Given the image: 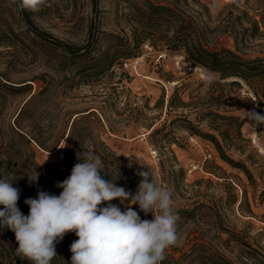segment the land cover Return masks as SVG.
<instances>
[{
    "label": "rangeland",
    "instance_id": "1",
    "mask_svg": "<svg viewBox=\"0 0 264 264\" xmlns=\"http://www.w3.org/2000/svg\"><path fill=\"white\" fill-rule=\"evenodd\" d=\"M234 2L42 0L37 9L29 10L19 8V0H0V152L9 149L12 162L21 167L24 162H29L24 158L30 149L34 152L33 163L44 170L62 160L72 120L90 110L94 117L80 120L77 126L84 127L89 133L84 146H94L101 140L128 167L144 162L154 169L157 177L160 156L169 148L183 169L184 182L188 186L184 197H174L173 205L183 208L206 205V214L198 222L182 224L179 219V241L167 249L171 253L173 248H178L176 258L204 236L207 244L236 261L235 243L227 242V249H224L218 237L226 239L228 235L216 233L213 224L236 234L264 254V202L260 201V193L264 190V152L259 153L251 143V139H256V143L264 148V124H256L245 117V112L251 111L264 115V102L258 104L248 87L236 79L220 80L217 74L205 70L202 78L197 73L175 69L171 58L177 54L185 56L183 50H174L169 41L179 32L177 25L148 26L140 14L149 3L170 5L172 11L183 9L190 15L199 10L210 26L204 33L209 49L234 51L233 40L228 34L211 30L224 15L226 7ZM197 6L206 7L208 14ZM21 11L27 17H22ZM256 14L248 12L250 17ZM24 18L40 32L72 47L84 46L91 36L92 47L80 58L63 57L36 39ZM141 37L145 40L137 47ZM127 49L136 57L120 59L108 72L97 74L94 60L100 53L107 52L110 56ZM259 52L262 51L255 48L244 54L246 58H264V53ZM160 53L166 57L158 60ZM209 75L213 77L210 85L206 83ZM233 81L239 82L238 85H232ZM5 84H29V93L34 95L17 123L14 118L27 100L28 91L9 93ZM254 86L258 88L262 84L257 82ZM172 97L174 107L168 109ZM178 99L185 106L180 107ZM207 112L244 120L240 128L244 142L236 140L233 121L218 120L209 115L205 118ZM182 116L194 129L213 135L223 153L242 163L251 179L222 162L210 142L177 121ZM216 123L222 124L224 130L229 127L223 139L209 129ZM153 130H159V133L151 139L149 133ZM18 131L29 141L28 145L14 133ZM150 151H155V158L150 157ZM21 169L28 188V176L33 173L24 167ZM223 177L240 190L239 193L233 185L237 197L233 205H227L226 191L218 186L223 183ZM206 180L211 184L204 182ZM127 207L122 206L121 211ZM152 219L151 213L149 220ZM64 238L65 246L69 247L72 243L70 232Z\"/></svg>",
    "mask_w": 264,
    "mask_h": 264
},
{
    "label": "trees",
    "instance_id": "2",
    "mask_svg": "<svg viewBox=\"0 0 264 264\" xmlns=\"http://www.w3.org/2000/svg\"><path fill=\"white\" fill-rule=\"evenodd\" d=\"M234 1L233 4L226 7V11L222 18L217 22V25L211 29L219 34H228L233 40L234 51L228 49L213 51L209 49V44L204 39V33L210 29V26H208L207 21L203 18L201 15L202 13H200L199 10H195L194 15H190L183 9L172 11L170 5L160 6L149 3L144 10H140V14L145 25L148 26H160L162 23L168 25L166 27H169L171 23L177 25L179 32L169 40L173 45L174 50H183L189 61L206 72L217 74L220 80L236 79L243 82L251 91L258 104H262V102H264V58H246L244 53L255 48L262 51L259 52V54L264 53V0ZM197 7L208 14L206 7ZM249 11L258 14L250 17L248 15ZM21 15L22 17H27L23 11H21ZM24 19L36 39L40 40L48 47H51L53 50L57 51V54L63 57L71 60L74 58H80L86 55L92 47L91 36H89V40L84 46L80 48L72 47L53 38L49 34L40 32L33 26L28 18ZM144 40V37L138 38L137 47L142 45ZM132 57L136 56L135 54H132L129 49L116 51L110 56H108L107 52H102L100 53V56L94 60L98 67L97 74L101 75L108 72L120 59H129ZM257 82H260L262 86L256 88L254 85ZM238 83L239 82L237 81L231 82L232 85H238ZM28 85L29 84L20 86L6 85L9 93L28 91L27 100L17 112L14 118V123H17L20 116L25 112L26 106L29 105L34 98V95L29 93L30 86ZM43 90H45V88L40 92ZM177 104L180 107L185 106L184 102L179 99L177 100ZM167 107L168 109L174 107L173 97L170 98ZM208 115L218 120L233 121L235 123L234 128L237 132L235 137L236 140L244 142V139L240 134V128L244 124V120H239L238 117H225L213 112H207L205 118ZM90 117H94V113L87 110L81 118L72 120L69 132L66 136L62 160L51 164L44 170H40L35 166L33 163L34 152L30 149L27 151V158H24L29 160V162L25 160V164H21V167L16 164V162H12L13 156L9 149L1 150L0 179L8 177L10 173L16 174L17 180L13 183V187H18L21 190L17 203L19 209L24 215L29 214V206L24 203L25 199L36 198L38 191H47L59 196L62 189L56 187L57 182H61L68 178L73 166L76 163L82 162L78 159V154L88 151L94 152L102 158L105 165L104 169L100 171L102 178L105 180L116 179L115 182L118 186L124 187L132 194L136 193L141 180L138 173L141 171H148L156 181L172 192V199H174V197H184V194L187 193L186 189L188 187L184 182L185 173L178 165L177 159L172 150L167 148L166 153L160 156V170L158 177L156 176L154 169L144 162L128 167L126 163L118 158L115 153L110 151L101 140H98L94 146H84L83 143L88 139L89 133L84 127L78 128L77 126L80 120H85ZM177 121L185 123L188 131L210 142L222 162L232 168L239 169L246 175V177H248V179H251L250 174L242 163L233 161L223 153L221 146L213 135L202 133L201 131L194 129L191 123L183 116L178 117ZM228 128L229 127H226L224 130L222 124L219 123L209 126V129L216 132L222 139L223 134ZM14 133L17 134L20 139H23L25 144H29V141L24 138L20 131ZM158 133L159 130L151 131L149 133V138H154ZM38 146L43 149L41 145L38 144ZM22 167L32 172L33 176L36 172L39 173L38 181L31 183L28 188L23 180ZM117 173L119 174L118 178ZM223 179V183L218 184V186L226 191L227 205H233L237 202L233 184L232 182L228 183L226 178L223 177ZM204 182L211 184L209 180ZM194 193L197 194L196 191ZM260 195V201L264 202V190L261 191ZM108 203L116 204L120 208L122 206H129L127 201L121 203L117 199L111 202H103L99 207H106ZM239 206H241V202ZM131 207L138 212L142 220H149L151 213L145 216V214L140 211L138 205H131ZM173 208L179 215L182 224H194L199 221V218H201L202 215L206 214V205L204 204H198L197 206L194 205L192 208H183L173 205ZM2 209L3 205H0V210ZM213 225L216 233L228 235L226 239L218 237V241L222 244L224 249H227V242L232 241L235 243L234 248L238 250V256L235 258L236 261L227 258L220 249L211 246V244H207L205 240L206 238L201 236L202 238H200L199 241L193 242L190 247L177 258L175 257V253L178 252V248H173V252L171 253L166 249L165 258L160 264H264V254L252 248L236 234L231 233L216 224ZM70 236L72 242L78 239L74 232H70ZM18 246L13 231L8 228L0 229V264H32L31 261L16 252ZM56 253L57 256L53 258L50 264H71L72 253L70 252V246H65V238L56 245Z\"/></svg>",
    "mask_w": 264,
    "mask_h": 264
},
{
    "label": "clouds",
    "instance_id": "3",
    "mask_svg": "<svg viewBox=\"0 0 264 264\" xmlns=\"http://www.w3.org/2000/svg\"><path fill=\"white\" fill-rule=\"evenodd\" d=\"M42 0H19L21 9L35 10ZM213 82L208 76L207 84ZM247 119L264 124V115L245 112ZM82 162L76 163L68 178L57 182L59 196L38 191L36 198H27L29 214L18 207L20 189L13 187L15 173L0 179V229L15 233L16 252L32 264H50L57 256L56 245L66 233L78 237L70 245L71 264H160L165 251L179 241L177 223L179 215L173 210L172 192L161 185L148 171H141L136 193L132 194L115 180H105L100 171L105 167L102 158L88 151L78 154ZM117 173V178H118ZM38 181L39 173L29 177ZM128 202L121 208L112 203ZM131 205H138L145 216L141 219Z\"/></svg>",
    "mask_w": 264,
    "mask_h": 264
},
{
    "label": "built area",
    "instance_id": "4",
    "mask_svg": "<svg viewBox=\"0 0 264 264\" xmlns=\"http://www.w3.org/2000/svg\"><path fill=\"white\" fill-rule=\"evenodd\" d=\"M144 48H148V45H144ZM166 57V55L163 54H159L158 56V60L159 59H164ZM173 65L175 67V69L177 70H187L189 72H193V73H197L200 77H204V73L202 68H200L199 66L193 64L191 61H189L184 55L180 54V55H174L171 58ZM251 143L252 145L257 149V151L259 153L264 152V148H262L259 144L256 143V139H251ZM150 157L155 158L156 157V153L155 151H150ZM207 157H210V154L207 155ZM233 184V183H232ZM234 185V184H233ZM235 186V185H234ZM236 187V186H235ZM238 189V187H236ZM239 193L240 190L238 189Z\"/></svg>",
    "mask_w": 264,
    "mask_h": 264
}]
</instances>
